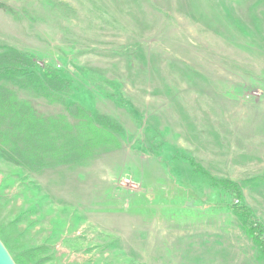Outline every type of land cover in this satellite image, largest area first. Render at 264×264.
Listing matches in <instances>:
<instances>
[{
    "label": "rangeland",
    "instance_id": "374dc122",
    "mask_svg": "<svg viewBox=\"0 0 264 264\" xmlns=\"http://www.w3.org/2000/svg\"><path fill=\"white\" fill-rule=\"evenodd\" d=\"M263 21L264 0H0V50L62 70L67 99L107 115L121 143L40 174L0 158L12 259L43 247L17 264H264L234 197L189 163L237 183L264 226Z\"/></svg>",
    "mask_w": 264,
    "mask_h": 264
},
{
    "label": "trees",
    "instance_id": "16d2710c",
    "mask_svg": "<svg viewBox=\"0 0 264 264\" xmlns=\"http://www.w3.org/2000/svg\"><path fill=\"white\" fill-rule=\"evenodd\" d=\"M163 15V14H160ZM256 21L261 23L258 16ZM264 22V21H263ZM179 65L182 62L178 63ZM62 70L50 63L39 64L28 52L0 50V158L30 174L59 167L85 168L102 154L119 149V127L104 114H94L67 95L72 85ZM41 99L44 111L34 100ZM193 173L209 185L234 197L229 209L259 250L264 261V226L247 205L237 183L210 176L194 160ZM32 248L14 257L15 263L29 262L42 253Z\"/></svg>",
    "mask_w": 264,
    "mask_h": 264
},
{
    "label": "water",
    "instance_id": "95a60500",
    "mask_svg": "<svg viewBox=\"0 0 264 264\" xmlns=\"http://www.w3.org/2000/svg\"><path fill=\"white\" fill-rule=\"evenodd\" d=\"M187 206H191V204L188 203ZM0 264H16L1 241H0Z\"/></svg>",
    "mask_w": 264,
    "mask_h": 264
}]
</instances>
